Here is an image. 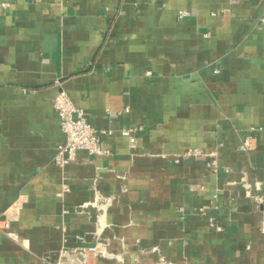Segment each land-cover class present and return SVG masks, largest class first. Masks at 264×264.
<instances>
[{"label":"crops","instance_id":"obj_1","mask_svg":"<svg viewBox=\"0 0 264 264\" xmlns=\"http://www.w3.org/2000/svg\"><path fill=\"white\" fill-rule=\"evenodd\" d=\"M262 18L264 0H0V264L54 261L97 219L122 262L87 264H264L242 186L264 196ZM57 82L108 155L54 166ZM216 149L215 172L185 156ZM96 197L113 202L76 212Z\"/></svg>","mask_w":264,"mask_h":264},{"label":"built area","instance_id":"obj_2","mask_svg":"<svg viewBox=\"0 0 264 264\" xmlns=\"http://www.w3.org/2000/svg\"><path fill=\"white\" fill-rule=\"evenodd\" d=\"M229 6L237 5L239 3L248 2L250 0H227ZM3 8H8V3H2ZM190 17V13L186 10H181L178 12V20H185ZM264 22V18L261 19ZM204 38L209 37V33L203 34ZM219 71L214 70V74ZM146 76H151L150 72H146ZM57 92L53 99V107L57 112L60 120V129L64 138V143L56 148L55 155L53 157V164L60 170H64L70 163L75 159L76 153L78 151H85L91 156L108 155L109 151L101 147V142L104 137L111 136L113 132L107 129L97 128L91 125L87 118L85 117L84 111L76 108L66 92L63 90L61 83H56ZM127 111V109H126ZM110 114V112H108ZM139 129L137 128H122L120 133L125 137H132ZM243 148H249L248 138L242 145ZM218 148V147H217ZM187 157L199 158L206 161V166L210 171L215 172L217 170L216 156L217 149L209 154H204L199 151H190L185 154ZM178 159L176 158L175 162ZM245 191V197L251 199L257 204L264 203V196L260 195L259 192L261 188L258 184L253 183L252 185L244 183L243 185ZM123 190H125L123 188ZM69 186L67 184L62 185V192H68ZM113 202L111 197L101 199V197H96L93 202L81 205L77 209V213H84L85 208L93 207L96 210L105 209V207ZM202 211V210H200ZM97 228L94 233L91 234V240L85 237L76 236L75 241L81 243L79 247L70 248L67 246H62L57 253V257L54 261H50L47 257L41 259L42 264H87L90 257H97L98 255L107 258L108 260L122 262V259L112 253L108 247L107 242L102 243L101 240L105 239L102 234L105 229V224L100 222L99 219L96 220ZM0 230L7 231L9 228V223L7 221H0ZM211 226H215L213 223ZM216 231L220 229L214 227ZM261 233L264 234V217H262L260 223ZM8 236H13V233L6 232ZM107 241V239L105 240ZM156 251V249H152ZM140 255V254H139ZM136 260L137 257H136ZM161 264H171L160 259Z\"/></svg>","mask_w":264,"mask_h":264},{"label":"water","instance_id":"obj_3","mask_svg":"<svg viewBox=\"0 0 264 264\" xmlns=\"http://www.w3.org/2000/svg\"><path fill=\"white\" fill-rule=\"evenodd\" d=\"M171 264H175V263L171 262Z\"/></svg>","mask_w":264,"mask_h":264}]
</instances>
